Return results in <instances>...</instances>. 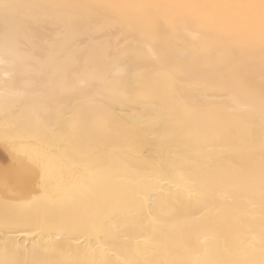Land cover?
<instances>
[{"label":"bare ground","instance_id":"1","mask_svg":"<svg viewBox=\"0 0 264 264\" xmlns=\"http://www.w3.org/2000/svg\"><path fill=\"white\" fill-rule=\"evenodd\" d=\"M0 264H264V0H0Z\"/></svg>","mask_w":264,"mask_h":264}]
</instances>
